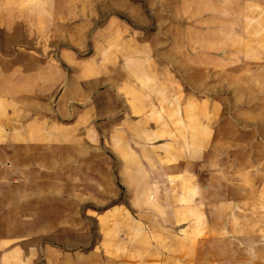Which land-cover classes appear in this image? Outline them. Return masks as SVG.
<instances>
[{
    "label": "crops",
    "instance_id": "1",
    "mask_svg": "<svg viewBox=\"0 0 264 264\" xmlns=\"http://www.w3.org/2000/svg\"><path fill=\"white\" fill-rule=\"evenodd\" d=\"M91 1L95 2L88 0L81 9L91 12ZM122 3L109 9L128 10L131 24L115 16L92 30L91 14H76L75 0H0V264H59L55 245L59 229L53 220L67 217L68 211L54 213L53 207L69 205L70 197L74 201L75 170L88 173L84 188L104 187L110 157L116 178L126 188L129 210L117 207L99 216L101 232L114 237L79 256L84 264H264L261 256L220 257L213 250L219 236L249 231L210 224L218 213L212 208L224 175L218 173L216 157L207 163L212 130L204 125L202 115L208 106L207 117L215 116L218 106L198 102L188 110L180 92L172 95L171 87L176 85L172 75L177 69L156 60H171L176 54L156 53L154 43L144 38L154 23L147 16L140 19L138 4L123 8ZM169 3L147 0L146 10L164 13L172 10ZM186 3L198 6L197 19L191 21L195 41L200 32L203 42L215 44L243 41L244 31H236L233 19L243 20L246 12L264 10V0H178L180 7ZM164 24L170 28L168 20L158 27ZM59 26L77 28L60 38L71 46L67 49L52 47L59 39L53 28ZM169 35V30L164 32L166 42ZM187 35H183L185 41ZM113 40L116 45L111 50ZM7 42L14 47H6ZM85 42L95 45L91 54L83 49ZM22 43L35 46L15 48ZM70 73L75 76L71 80ZM107 74L122 76L111 87L117 104L109 116L101 112L107 105V81L95 84L99 98L93 97L96 89L91 91L84 81L85 76ZM77 75L81 77L76 79ZM77 82L82 85L76 92ZM188 115L194 120L189 125ZM33 143L55 153L54 170L67 167L66 172H71L66 182L70 191L60 192L64 181L56 178L41 182V188H52L50 193L30 197L24 181L12 179V171L21 169L18 162ZM63 151L67 152L64 159L59 155ZM75 155L81 157L77 168ZM204 171H209V181L201 177ZM105 196L83 201L102 206L117 197L107 200ZM50 198L47 214L42 208ZM35 199H40L39 206L32 203ZM109 219H114L113 226H105ZM65 231L69 233L68 228ZM66 262L76 264L75 256H68Z\"/></svg>",
    "mask_w": 264,
    "mask_h": 264
},
{
    "label": "rangeland",
    "instance_id": "2",
    "mask_svg": "<svg viewBox=\"0 0 264 264\" xmlns=\"http://www.w3.org/2000/svg\"><path fill=\"white\" fill-rule=\"evenodd\" d=\"M120 1L123 2V8L131 3L138 4L140 19L147 16L150 24L154 23V27L144 34V38L154 43L156 53L169 50L172 54H176V58L171 60L161 58L156 60L159 65L177 69L172 75V78L176 79V85L171 87L172 95L180 92L186 99L188 110L193 109V105L198 102L205 104L209 102L218 106V113L215 116L207 117L210 112L208 106H206L207 113L202 115L204 125L212 130L210 140L212 151L207 163H210V158L216 157L218 173L221 177L224 175L219 179L223 185L218 189L219 198L216 197L217 202L212 208L218 213L210 219V224L216 227H244L249 231L245 234L219 236V240L213 245V250L217 251L220 257L255 259L261 256L260 258H264V26L259 23L260 20L264 23V10L246 12L248 16H245L243 20L234 18L236 31H244L242 36L244 40H235L228 44L203 42L200 32H198V42L195 41L197 32L191 21L197 19L198 6L194 3H186L180 7L178 0H170L172 10L163 13L161 10H146L147 0H95V2L91 1L93 3L91 12L90 10L85 12L81 8H84L83 3H88V0H75V13L78 15L87 13L89 16L91 14L94 24L91 27L92 30L98 29L109 17L115 16L131 24L130 18L127 17L130 14L128 10L109 9L110 5ZM95 6L96 9H94ZM166 20L170 24L169 29L165 24L166 27H158ZM206 20L210 21V19ZM241 21H243V27L239 26ZM78 22L80 20H77L75 24ZM76 29L75 26L53 28L54 35L59 39L52 44V47L58 50L71 47L60 38L67 30L76 32ZM168 30L170 35L166 42L167 36H164V32ZM184 34L190 35V37L186 36L187 41L184 40ZM10 45L14 47V44L8 42L5 44L6 47ZM85 45L83 49L91 54L95 45L90 42H85ZM115 45L113 40L110 44L111 50ZM33 46H35L33 43L15 44V48L21 47V49H29ZM178 54L181 55L180 58ZM72 76L70 73V80ZM80 77L77 75L76 79ZM159 77L163 79L165 76ZM85 78L84 81L90 90L96 89L93 94L95 98H99L98 85L95 84H99L102 79L107 81L104 82V85L106 83L108 85L107 105L101 109V112L109 116L110 111H113L117 104L114 88L111 87L120 83L122 76L107 74L106 76L90 75ZM87 79L90 83L86 81ZM78 85H82V82L76 83V89H74L76 92L81 88L78 89ZM189 103L192 104L191 108ZM190 112L194 111H188L189 114ZM213 114H215L214 111ZM187 121L189 125L194 120L188 115ZM26 149L21 160L23 164L18 162V165L23 166L19 171L14 169L11 175L12 179L20 178L24 181L27 196L39 198L44 192L50 193L52 188L50 186L41 188V182L56 178L64 181V186L59 188L60 192L72 189L66 183L71 177V172H66L67 167L54 170L55 153L53 151L51 153L45 148L36 147L35 143ZM66 153L63 151L59 155L64 159ZM75 156V168H77L81 157ZM15 157L12 156V159ZM40 165L45 168L41 169ZM106 166L105 186L101 188H84L82 183L88 182V173L75 170L73 172L76 179L74 201L69 196V205L60 206V209L55 205L53 207L54 213L68 211L67 217L60 215L58 219L53 220V225H57L59 229L58 241L55 244L58 249L59 264H67L68 256L71 258L75 256L76 264H84L82 260L77 259L79 256L90 254L106 239L110 240L114 237L101 232L99 216L117 207L129 210L125 198L126 188L122 187L120 180L116 178L115 162L111 157ZM200 175L205 179L204 182L209 181V171H204ZM100 194L106 195L107 200L109 197H117L111 201L108 200L102 206L83 201L88 198H98ZM62 198L60 193V205ZM39 200L35 199L32 203L39 206ZM47 200L49 202L44 203L42 209L44 213L50 214L52 199ZM112 222L114 219H109L105 226H113L115 223ZM67 228L69 233L65 231ZM41 243L46 244L47 240L42 238Z\"/></svg>",
    "mask_w": 264,
    "mask_h": 264
}]
</instances>
